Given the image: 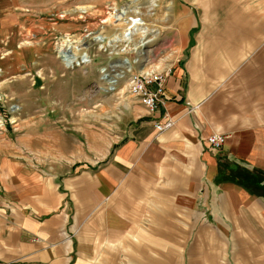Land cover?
<instances>
[{
	"label": "crops",
	"instance_id": "obj_1",
	"mask_svg": "<svg viewBox=\"0 0 264 264\" xmlns=\"http://www.w3.org/2000/svg\"><path fill=\"white\" fill-rule=\"evenodd\" d=\"M170 2L161 111L138 105L120 141L61 139L38 113L0 151V264H264V0Z\"/></svg>",
	"mask_w": 264,
	"mask_h": 264
},
{
	"label": "rangeland",
	"instance_id": "obj_2",
	"mask_svg": "<svg viewBox=\"0 0 264 264\" xmlns=\"http://www.w3.org/2000/svg\"><path fill=\"white\" fill-rule=\"evenodd\" d=\"M252 1L246 4L258 9L259 0ZM201 4L192 2L191 6L199 12ZM171 5L170 0H0V151L11 150L21 133L30 131L38 113L50 130L53 126L60 129L61 139L122 140L124 118L133 117V110L143 105L129 93L131 73L141 72L144 66L148 71H162L175 56L165 44L170 24L165 12ZM124 9L129 12L117 17ZM5 14L12 19L11 26ZM138 26L140 31L147 28L152 35L157 33L140 56L131 49L141 34ZM98 35L104 36L103 42L96 41ZM122 38L130 39L123 45ZM109 41L114 49L122 44L128 51L114 53ZM67 44L81 47L72 52L88 58L66 66L59 52ZM126 57L132 65H121L130 66L128 74L110 85L105 76L109 61H113L111 66L115 59ZM137 57L139 62L134 61ZM115 68L110 67L108 73ZM37 91L46 95L41 104ZM38 104L44 107L39 112ZM57 139L47 134L45 140Z\"/></svg>",
	"mask_w": 264,
	"mask_h": 264
},
{
	"label": "built area",
	"instance_id": "obj_3",
	"mask_svg": "<svg viewBox=\"0 0 264 264\" xmlns=\"http://www.w3.org/2000/svg\"><path fill=\"white\" fill-rule=\"evenodd\" d=\"M74 65L76 64L74 63ZM170 72V69L146 72L133 71L130 75L129 93L138 98L149 113L161 111V106L165 104L166 85ZM173 124V119L167 115L166 120L157 122L155 127L158 131H164ZM225 140L226 136L221 133L208 137V142L215 148L222 147Z\"/></svg>",
	"mask_w": 264,
	"mask_h": 264
},
{
	"label": "bare ground",
	"instance_id": "obj_4",
	"mask_svg": "<svg viewBox=\"0 0 264 264\" xmlns=\"http://www.w3.org/2000/svg\"><path fill=\"white\" fill-rule=\"evenodd\" d=\"M155 2V1H154ZM154 5H156V3H154ZM135 10H138V8H136ZM129 12V10L127 9H124L122 10L121 12H119L116 16L117 17H122L124 15H126V13ZM96 38V41H99V42H103L104 40V36L102 35H98V36H95ZM119 38V36H118ZM67 41H70V40H67ZM114 42H117L118 40L116 39H113ZM142 41V45L144 44V41ZM103 46V44H101V47ZM66 48H62L60 49V56L62 58L63 61H65V64L66 66H73V64L75 63L76 65L80 64V63H83L82 61L86 60L88 58V55L85 54L84 56H79V53L78 52H72L73 50L74 51H78L79 49H82L81 47L79 48L78 46L74 47L72 44H67L65 46ZM74 47V48H73ZM80 57V59H79ZM117 66V69L115 70V72L113 73H106V78L108 79V81H110V85H114L119 78H122L124 77L126 74H128V71L130 70V66L129 65H115ZM121 70H125V71H121Z\"/></svg>",
	"mask_w": 264,
	"mask_h": 264
}]
</instances>
